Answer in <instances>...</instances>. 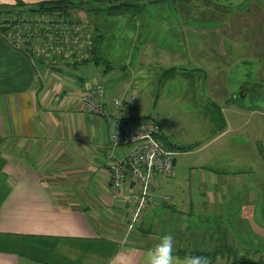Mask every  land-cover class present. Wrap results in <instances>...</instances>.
Masks as SVG:
<instances>
[{
    "label": "crops",
    "instance_id": "1",
    "mask_svg": "<svg viewBox=\"0 0 264 264\" xmlns=\"http://www.w3.org/2000/svg\"><path fill=\"white\" fill-rule=\"evenodd\" d=\"M44 1L52 0H0V7ZM110 2L136 8L95 16L99 49L86 61L39 54L34 36L16 48L0 31V264H141L165 234L185 249L204 244L199 221L238 195L240 219L256 216L264 232V0ZM99 50L117 65L101 67ZM94 79L104 83L108 109L123 96L132 119L156 120L145 93L167 100L176 83L181 100H171L186 102L183 121L192 130L193 141L173 142L159 120L164 145L194 157L180 175L175 158L172 177L153 190L156 202L127 239L125 207L104 174L117 146L106 121L74 99Z\"/></svg>",
    "mask_w": 264,
    "mask_h": 264
},
{
    "label": "built area",
    "instance_id": "2",
    "mask_svg": "<svg viewBox=\"0 0 264 264\" xmlns=\"http://www.w3.org/2000/svg\"><path fill=\"white\" fill-rule=\"evenodd\" d=\"M13 27L14 32L8 33L10 42L16 48L21 47L24 40L34 36L38 41L37 53L62 54L69 60L84 57L81 53L73 55L72 49H83L90 38L87 26L70 25L62 20L59 23L48 21L41 30L39 26L31 27L25 22H19ZM104 91V83L94 79L74 99L84 105L93 117L106 121L111 147H130L123 157L109 154V161L104 168L111 197L120 200L125 207L128 233L136 227L141 215L156 202L153 190L166 178L172 177L176 152L164 145L156 120L149 116L132 119L129 116L128 102L123 96L113 98L110 111L103 101Z\"/></svg>",
    "mask_w": 264,
    "mask_h": 264
},
{
    "label": "rangeland",
    "instance_id": "3",
    "mask_svg": "<svg viewBox=\"0 0 264 264\" xmlns=\"http://www.w3.org/2000/svg\"><path fill=\"white\" fill-rule=\"evenodd\" d=\"M73 2V7L69 9L68 18L72 20L75 24H81V26H87V30H89L90 34L95 33L99 40V29L97 23L94 21L96 19L95 16L105 14V9L107 6L113 2L108 4L107 0H71ZM195 2H201V0H194ZM208 4L221 5V6H229L230 0H204ZM232 1V0H231ZM105 2V3H104ZM194 2V3H195ZM115 3V2H114ZM189 4H193V2H189ZM57 15L54 13H47V11L41 7H29L21 4L14 5H3L0 7V28L5 29L10 27L8 32H14L15 24L17 23H26L31 27L37 24H44L47 18H55ZM92 21H91V20ZM18 20V21H17ZM50 20V19H49ZM17 21V22H16ZM16 22V23H15ZM15 23V24H14ZM14 24V25H13ZM12 25V26H11ZM12 27V28H11ZM128 31V28L125 29ZM99 49V48H98ZM85 54V53H83ZM81 54V55H83ZM98 54L97 60L101 67L109 68L110 66L117 65L115 55L111 57V59H107L106 56L102 57L100 50L96 53ZM82 57L84 61L89 60L88 56ZM171 79L167 78L165 86L168 83L170 84ZM176 83H173L172 86L173 92H169L166 94L168 99L160 97L154 99L152 97V93H145L147 96V100L144 101L145 109L148 111L147 113H151V115L158 120H165L163 123L164 127L167 129L166 136L169 140L173 142H189L193 141L188 139L191 134L190 126H187V123L184 122V115L182 114L184 111L182 107H184L186 102L179 101V103L173 102L172 97H179L181 100V90L175 89ZM149 88V86H148ZM171 88V87H170ZM169 88V89H170ZM163 94H160L162 96ZM172 96V97H171ZM153 98V99H152ZM181 107V108H180ZM197 124L195 125L196 132L201 130L203 126V118H198ZM160 127V122L158 123ZM161 128V127H160ZM165 130V129H163ZM200 132V131H199ZM116 147V146H114ZM118 151L115 152L116 156H125L126 153L129 152V146H117ZM210 153L211 149L208 148ZM194 155H187L180 150L178 151L176 158V171L181 173L184 170L186 163H190ZM180 175V174H179ZM244 176V174H243ZM259 174L253 175V180H259ZM256 177V178H255ZM251 181L252 183L254 181ZM257 180V181H258ZM257 181H255L257 183ZM250 182V183H251ZM238 190V189H237ZM261 192V189L258 187L253 190V193L258 196ZM232 196L233 193H232ZM238 195L235 199H231L226 205H218L210 212L206 213L203 220L199 221L198 225L203 229L204 238L203 243H198L199 247H191L189 249H185V245H175V251L183 250L179 256L182 258L186 255H203L210 258L211 264H230L231 262L240 259L241 257L249 258L250 260H258L264 262V236H260V233L263 231L258 230L255 226L259 225V221L256 216L254 220L250 222V220L240 219V210L242 201ZM220 212V213H218ZM193 216V215H192ZM125 223V222H124ZM127 224V223H126ZM127 227V225H126ZM128 228V227H127ZM132 233L124 234V239H127V236ZM220 236L216 241V236ZM223 237L224 239L222 240ZM177 241L181 239L180 236L175 238ZM201 246V247H200ZM197 249L199 251H197ZM185 250V251H184ZM187 251V252H186Z\"/></svg>",
    "mask_w": 264,
    "mask_h": 264
},
{
    "label": "trees",
    "instance_id": "4",
    "mask_svg": "<svg viewBox=\"0 0 264 264\" xmlns=\"http://www.w3.org/2000/svg\"><path fill=\"white\" fill-rule=\"evenodd\" d=\"M16 4L24 5L23 3H16ZM29 7H41L43 9H45L47 11V13H54L55 12L57 17L52 18V19L48 18V19H50L49 21L59 23V21L62 20L66 23H69L70 25L75 24L74 22H72V20L70 18H68L69 17L68 16L69 9L73 7V2L71 0L44 1V2H39V3L33 4L32 6H29ZM134 8H136V5L133 3L117 2V3L109 4L104 12H105V14H108V15H116V14H123V13L127 14V13L131 12ZM9 29H10V27L5 28V29L0 28V31H1V33L2 32H8ZM88 36H90L89 41H87L88 43L84 44L83 49L79 48L78 51L75 48L72 49L73 55L76 56L77 53L83 54V53L87 52V53H89V55L92 56V54H94L95 51L98 50V46H99L98 41L99 40L97 38V35L95 33L90 34V32L88 31ZM83 56H84V54H83ZM40 59L43 60V58H40ZM171 149H173V148H171ZM230 264H264V262H261L258 260H252V259L250 260L249 258L241 257L240 259L235 260V261L231 262Z\"/></svg>",
    "mask_w": 264,
    "mask_h": 264
},
{
    "label": "clouds",
    "instance_id": "5",
    "mask_svg": "<svg viewBox=\"0 0 264 264\" xmlns=\"http://www.w3.org/2000/svg\"><path fill=\"white\" fill-rule=\"evenodd\" d=\"M141 264H211V261L206 256L193 254L178 259L175 254L174 236L165 234L145 249Z\"/></svg>",
    "mask_w": 264,
    "mask_h": 264
}]
</instances>
